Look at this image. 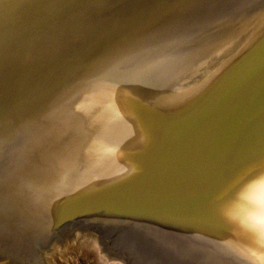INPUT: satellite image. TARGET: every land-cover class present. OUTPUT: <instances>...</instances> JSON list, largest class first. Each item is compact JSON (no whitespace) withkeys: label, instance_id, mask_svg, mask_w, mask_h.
I'll return each instance as SVG.
<instances>
[{"label":"bare ground","instance_id":"obj_1","mask_svg":"<svg viewBox=\"0 0 264 264\" xmlns=\"http://www.w3.org/2000/svg\"><path fill=\"white\" fill-rule=\"evenodd\" d=\"M260 174L264 0H0L1 264L70 220L104 262L264 264L225 216Z\"/></svg>","mask_w":264,"mask_h":264},{"label":"rangeland","instance_id":"obj_2","mask_svg":"<svg viewBox=\"0 0 264 264\" xmlns=\"http://www.w3.org/2000/svg\"><path fill=\"white\" fill-rule=\"evenodd\" d=\"M86 228H89V227L84 224L73 225V226L68 227L67 230L65 231L66 233L64 232L62 233L63 235L62 234L58 235V237H56L57 240L54 239V241L51 244H49L48 247L45 248V250L48 251L49 247L51 248L53 246L51 248V252L50 253L47 252L46 257L44 256L45 263L46 264H117V263L118 264H131V263L133 264L134 262V264H144L140 260L139 258L140 256H138V259L135 260L137 262L131 260V263H130V260L128 259L127 260L128 262L125 263V262H122L121 258L120 259L115 258V260L104 262L103 260H101L103 256L100 253H98V251L95 250L93 245L86 242V241H89V239H91L92 237L82 239L84 235H87V234H89L90 236L95 235V237H98L100 239H102V236L97 234V232L94 230L85 231L84 229ZM103 240L105 242L107 241L106 239H103ZM103 240L101 242H103ZM111 241L106 242V243L109 244L111 243ZM116 251L117 250H115L114 252ZM124 261L126 260L124 259ZM0 264H1V261H0Z\"/></svg>","mask_w":264,"mask_h":264},{"label":"snow or ice","instance_id":"obj_3","mask_svg":"<svg viewBox=\"0 0 264 264\" xmlns=\"http://www.w3.org/2000/svg\"><path fill=\"white\" fill-rule=\"evenodd\" d=\"M225 216L264 246V174H260L240 192L237 201L225 211Z\"/></svg>","mask_w":264,"mask_h":264},{"label":"water","instance_id":"obj_4","mask_svg":"<svg viewBox=\"0 0 264 264\" xmlns=\"http://www.w3.org/2000/svg\"><path fill=\"white\" fill-rule=\"evenodd\" d=\"M77 224V222L76 221H72V220H70V221H64L60 226H59V229H58V231L60 230V229H62L63 227H70V226H73V225H76ZM84 225H86V226H88L89 228H91V227H93L92 226V224H87V223H84ZM57 231V232H58ZM56 232V233H57ZM55 235V234H54ZM107 241L106 242H109L111 239H107V238H105ZM3 249V248H2Z\"/></svg>","mask_w":264,"mask_h":264}]
</instances>
